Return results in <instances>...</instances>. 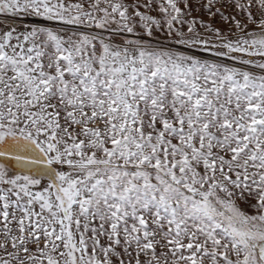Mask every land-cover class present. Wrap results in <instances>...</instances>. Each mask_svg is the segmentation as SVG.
I'll list each match as a JSON object with an SVG mask.
<instances>
[{
	"label": "snow or ice",
	"instance_id": "6c2138e0",
	"mask_svg": "<svg viewBox=\"0 0 264 264\" xmlns=\"http://www.w3.org/2000/svg\"><path fill=\"white\" fill-rule=\"evenodd\" d=\"M0 264H264V0H0Z\"/></svg>",
	"mask_w": 264,
	"mask_h": 264
},
{
	"label": "rangeland",
	"instance_id": "374dc122",
	"mask_svg": "<svg viewBox=\"0 0 264 264\" xmlns=\"http://www.w3.org/2000/svg\"><path fill=\"white\" fill-rule=\"evenodd\" d=\"M204 19H208V17H207V16H205V17H204ZM216 26L220 27V26H222V25L220 24V22H219V21H217V24H216ZM250 27H252V26H250Z\"/></svg>",
	"mask_w": 264,
	"mask_h": 264
}]
</instances>
